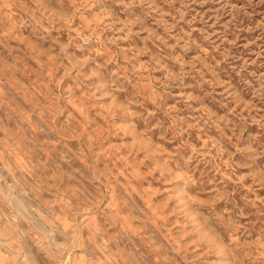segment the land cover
I'll return each mask as SVG.
<instances>
[{
	"label": "rangeland",
	"instance_id": "1",
	"mask_svg": "<svg viewBox=\"0 0 264 264\" xmlns=\"http://www.w3.org/2000/svg\"><path fill=\"white\" fill-rule=\"evenodd\" d=\"M0 264H264V0H0Z\"/></svg>",
	"mask_w": 264,
	"mask_h": 264
}]
</instances>
